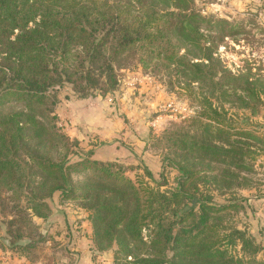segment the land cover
Returning <instances> with one entry per match:
<instances>
[{"label":"trees","instance_id":"1","mask_svg":"<svg viewBox=\"0 0 264 264\" xmlns=\"http://www.w3.org/2000/svg\"><path fill=\"white\" fill-rule=\"evenodd\" d=\"M194 2L0 0V187L13 190L16 198L9 206L13 214L6 221L7 236H0L3 247L27 255L33 244L20 234L29 222L25 208L46 220V200L60 191L63 198L81 199L90 211L97 248L115 241L118 251L131 256L123 264H264L256 257L263 249L260 241L246 230L219 232L212 220L228 206L217 205L196 184V173L211 169L195 168L190 157L207 165L228 162L246 168L243 158L250 150L232 136L256 138L234 132L224 109L213 106L210 97L235 96L241 107L249 108L260 102L261 90L258 79L232 74L216 54L235 29L224 18L202 14ZM133 62L144 69L169 70L174 76L167 81L171 87H211L209 95H200L201 110L191 119H201L205 132L217 131L222 142L189 134L170 139L182 156L174 160L179 172L174 190H160L147 169L145 175L156 185L135 182L126 171L138 166L115 157L93 159L92 150L67 162L71 147L85 149L89 144L61 132L51 114L56 100L48 93L53 88L69 83L83 95L94 90L105 94L118 85V70ZM12 102H22L24 108L4 112ZM51 147L63 150L61 158L52 156ZM20 154L28 160L24 168L17 166ZM21 193L31 195L24 216L18 208ZM15 224L20 231L13 235ZM138 244L146 247L145 256L132 252Z\"/></svg>","mask_w":264,"mask_h":264},{"label":"rangeland","instance_id":"2","mask_svg":"<svg viewBox=\"0 0 264 264\" xmlns=\"http://www.w3.org/2000/svg\"><path fill=\"white\" fill-rule=\"evenodd\" d=\"M194 1V8L202 14L224 18L235 29L232 36L221 41L216 54L232 74L258 79L256 85L261 90L260 102L249 108L241 107L235 96L226 100L210 97L213 106L224 109L234 132H250L256 138L232 136L250 150L243 158L246 168L238 169L228 162L207 165V161L198 162L199 159L190 157L195 160V168L211 169L197 172L196 184L210 193L217 205L228 206L212 220L219 232L234 227L246 230L260 241L263 249L256 257L264 260V0ZM117 78L118 85L105 94L94 90L83 95L69 83L49 91L56 100L51 114H55L57 128L71 139L89 144L85 149L71 147L67 162L72 163L92 150L93 159L106 161L115 157L125 165L138 166L126 171L135 182L156 185L145 175L147 169L160 184V190H174L179 179L174 160L182 156L170 139L189 134L218 145L222 142L217 131L205 132L201 119H191L201 110L200 95H209L211 87H171L167 81L174 76L169 75V70L162 66L144 69L137 62L118 70ZM23 108L24 103L12 102L3 111ZM52 147V156L61 158L63 150ZM24 157L18 156V167H25L24 160H28ZM73 177L82 180L79 175ZM202 177L209 184L205 185ZM0 190V236L6 237V221L13 214L9 206L14 205L16 198L8 187L1 186ZM21 194L18 208H22L24 216L31 195ZM46 202L50 209L46 220L25 208L30 223L25 221L22 231H17L16 224L12 227L13 235L20 231L22 240L33 244L28 254L19 256L0 242V264H123L130 260L131 256H124L126 251H118L115 241L103 249L94 245L90 211L81 199H66L55 191ZM42 236L44 241L40 240ZM140 246L132 252L145 256L146 247Z\"/></svg>","mask_w":264,"mask_h":264}]
</instances>
